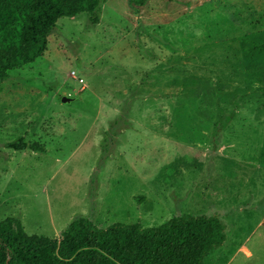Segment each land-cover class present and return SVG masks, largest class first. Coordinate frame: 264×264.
<instances>
[{"label":"rangeland","instance_id":"obj_1","mask_svg":"<svg viewBox=\"0 0 264 264\" xmlns=\"http://www.w3.org/2000/svg\"><path fill=\"white\" fill-rule=\"evenodd\" d=\"M176 215L220 220L201 264H264V0H106L0 83V220L54 239Z\"/></svg>","mask_w":264,"mask_h":264},{"label":"trees","instance_id":"obj_2","mask_svg":"<svg viewBox=\"0 0 264 264\" xmlns=\"http://www.w3.org/2000/svg\"><path fill=\"white\" fill-rule=\"evenodd\" d=\"M106 0H0V83L7 72L42 56L59 18L85 15L90 28L100 22ZM143 0H128V2ZM13 151L42 152L22 137ZM106 148L104 144L103 148ZM225 241L221 222L207 215H176L144 228L113 223L99 228L85 217L67 224L58 238L27 235L17 218L0 220V264H201Z\"/></svg>","mask_w":264,"mask_h":264},{"label":"water","instance_id":"obj_3","mask_svg":"<svg viewBox=\"0 0 264 264\" xmlns=\"http://www.w3.org/2000/svg\"><path fill=\"white\" fill-rule=\"evenodd\" d=\"M61 103H67V102H70L71 99L70 98H67L65 96H63L61 99H60Z\"/></svg>","mask_w":264,"mask_h":264}]
</instances>
